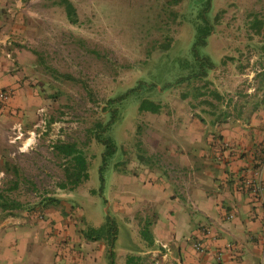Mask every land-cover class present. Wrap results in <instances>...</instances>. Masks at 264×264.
<instances>
[{"label": "rangeland", "instance_id": "374dc122", "mask_svg": "<svg viewBox=\"0 0 264 264\" xmlns=\"http://www.w3.org/2000/svg\"><path fill=\"white\" fill-rule=\"evenodd\" d=\"M61 1L11 0L12 10L1 11L7 43L25 60L30 111L5 124L9 182L0 191L17 215L53 204L74 241L86 244L84 232L106 221L101 178L134 157L141 162L155 119L207 117L202 110L223 113L235 96L247 99L264 11L250 21L254 0H69L79 19L73 25ZM60 144L87 160L90 179L78 188H61L72 159L55 150ZM127 253L115 244V264H126ZM105 259L112 264L109 252Z\"/></svg>", "mask_w": 264, "mask_h": 264}, {"label": "crops", "instance_id": "0c3cea01", "mask_svg": "<svg viewBox=\"0 0 264 264\" xmlns=\"http://www.w3.org/2000/svg\"><path fill=\"white\" fill-rule=\"evenodd\" d=\"M253 6L250 21L261 19L258 11H264V3L254 0ZM12 7L11 0H0V90L13 91L10 104L0 112V140L7 138L10 117L29 116L30 111L25 60L7 43L10 36L1 12ZM260 33L263 47L250 57V95L245 101L235 96L223 113L202 110L207 117H158L141 162L134 157L103 178L109 191L103 196L106 221L118 220L116 244L140 264L262 263L264 199L250 182L257 179L264 158V22ZM159 125L166 127L160 130ZM6 150L0 148V186L9 182L3 177ZM12 202L0 191V203L6 204L0 206V264H106L108 244L97 248V242L74 241V228L64 224L53 204L17 215L11 212ZM146 225L152 243L142 238ZM197 241L203 253L194 248Z\"/></svg>", "mask_w": 264, "mask_h": 264}, {"label": "trees", "instance_id": "16d2710c", "mask_svg": "<svg viewBox=\"0 0 264 264\" xmlns=\"http://www.w3.org/2000/svg\"><path fill=\"white\" fill-rule=\"evenodd\" d=\"M180 1L181 0H176V2H180ZM61 2L65 6V11L69 22L73 25L78 24L79 19L75 6L69 0H62ZM204 75H202V77L205 78L206 75L208 74H206L205 76ZM154 113H158V112L154 110ZM112 117H115V115H113ZM96 139L99 142L101 141L100 137H96ZM55 150L60 155L72 159L71 166L66 169L67 180L64 184L61 185L62 189L78 188L79 186H81L83 183L87 182L90 179V175H89L90 168L88 166L85 156L83 155L80 149H78L75 145L60 144L55 147ZM101 180L103 184L104 179L101 178ZM0 206L4 207L6 206V204L2 205L0 203ZM83 235L85 239L90 241H94V242H98L102 240L106 241L110 250L109 251L110 261L112 264H115V255H116L115 244L118 239V227L116 222L112 218L108 217L106 224L104 226H101L100 228H89L84 232ZM142 238L148 241L149 243L150 242L152 243V238L149 231V225H146L145 228L143 229ZM135 260H137L135 257H129L127 260V264H132V262Z\"/></svg>", "mask_w": 264, "mask_h": 264}, {"label": "built area", "instance_id": "2783aa9c", "mask_svg": "<svg viewBox=\"0 0 264 264\" xmlns=\"http://www.w3.org/2000/svg\"><path fill=\"white\" fill-rule=\"evenodd\" d=\"M13 97V91L12 90H0V112L3 111L11 102ZM261 169L257 175V181L255 182H250V185L253 184L255 187V191L257 195L261 198L264 199V182L262 179V174L264 171V158L261 163ZM194 248L196 251L203 253L204 252V246L200 241H197L194 243ZM264 264V243H263V250H262V263Z\"/></svg>", "mask_w": 264, "mask_h": 264}]
</instances>
